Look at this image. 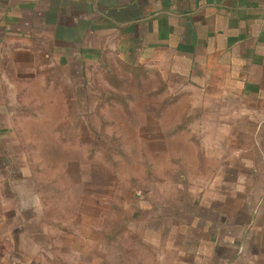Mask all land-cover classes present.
<instances>
[{
    "label": "rangeland",
    "instance_id": "rangeland-1",
    "mask_svg": "<svg viewBox=\"0 0 264 264\" xmlns=\"http://www.w3.org/2000/svg\"><path fill=\"white\" fill-rule=\"evenodd\" d=\"M51 72L24 82L28 118L3 146L15 169L0 170V264H162L154 218L207 184L222 151L196 123L230 113L201 112L210 97H177L146 66Z\"/></svg>",
    "mask_w": 264,
    "mask_h": 264
},
{
    "label": "crops",
    "instance_id": "crops-1",
    "mask_svg": "<svg viewBox=\"0 0 264 264\" xmlns=\"http://www.w3.org/2000/svg\"><path fill=\"white\" fill-rule=\"evenodd\" d=\"M102 63L158 70L177 97H210L201 112L230 113L196 123L222 151L207 184L154 218L162 264H264V0H0V170L15 169L3 146L28 118L24 82Z\"/></svg>",
    "mask_w": 264,
    "mask_h": 264
}]
</instances>
